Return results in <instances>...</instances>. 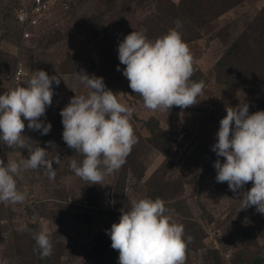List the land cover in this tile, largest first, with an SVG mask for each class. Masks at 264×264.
Here are the masks:
<instances>
[{
    "label": "rangeland",
    "instance_id": "374dc122",
    "mask_svg": "<svg viewBox=\"0 0 264 264\" xmlns=\"http://www.w3.org/2000/svg\"><path fill=\"white\" fill-rule=\"evenodd\" d=\"M49 1V10L37 14L38 22L33 28L36 36L29 39V42L28 40H21L20 44L17 42L15 23L12 21L5 20L4 26L0 27V92L16 86L12 80L14 73L20 72L23 77L19 84L26 81L38 68L46 70L49 75L56 74L60 78V83L52 85L54 104L47 106L45 114L39 118L52 123L55 117L60 115V106H65V100L69 99L67 96L72 93L70 91L77 89L79 90L77 94L88 91L79 80L77 72L79 73L85 64H89L96 75L103 77L109 89L119 93L120 102L134 109L130 118L133 121L130 123L137 143L132 145L119 169L105 173L100 183H93L77 176L70 168V161L75 157H72V153H68L65 141L56 140L55 146H48L47 140L39 130L29 128L28 121L25 119L22 138L26 146H11L0 142V162L6 164L8 160L19 161L22 157L28 156V148H34L39 144L48 150L49 159L54 160L59 157V163L53 164L55 177L52 179L41 167L21 168L16 174L17 187L27 195L22 202H4L6 211L3 215H10V211L13 212L14 220L9 223L18 225L21 229H25L28 222L25 225L24 222L26 218H29L28 221L32 223L34 231H31L28 237L27 231L23 230L12 244L6 248L4 246L0 248V256L8 258L12 253H16L19 256L14 263L27 264L31 252V240L34 241V233L40 230L42 221L47 229L52 251L48 257L47 255L45 258L38 257V262L32 260L30 264H118V250L111 247L110 237L105 231L115 222V217L108 215L104 218V209L110 210V208L105 204L104 198V203H101V188L106 176L107 181L114 185V180L118 176L113 178V175H116L123 167V171H127L131 179L129 183H125V186L129 189L133 187V190L138 188L144 191L143 194H134L133 198L160 197L159 194L169 200L176 198L177 193L185 187L175 178V175L179 176L175 169L183 158L179 151L183 140H192L188 144V149L192 148L195 139L198 138L215 141L219 120L226 114V104L235 106L243 102L254 105L264 103V84L261 86V98L253 94L249 97L247 91L239 94L229 92L226 102L224 104L221 102L222 96H225V86L221 83L229 82L232 78L233 68H226L231 65L232 60H224L222 57L228 48L222 43L217 44L209 39L226 25H232L235 22L239 24L242 34L245 35L244 39L249 38L261 44L262 37H264L260 24L263 21L264 0ZM22 2V0H0V9L10 10ZM169 2H172L175 8H172ZM243 4L247 6L248 16L238 18L234 14L235 10L238 5L242 8ZM152 7L154 10H151ZM154 12L155 15H153ZM228 19L230 20L227 24ZM177 20L180 21L177 30L188 46L192 56V66H196V77L202 79L206 86L202 88L197 101L192 104L191 108L173 105L168 111L158 108L155 109L157 112H153L152 109L143 105L140 94L133 92L129 87L128 80L122 71L117 70V65L120 64L117 44L133 30H143L147 38L155 39L163 35L170 27H175ZM210 46H216L219 52L215 57L209 50ZM259 46L263 47V45ZM239 48L241 49L242 46L240 45ZM236 49L235 57H237ZM259 52L257 53L258 58H247L245 66L261 72L264 71V66L259 59L263 58ZM73 60L76 64L72 63ZM120 67L122 69L124 65L120 64ZM62 68L67 71L65 75L59 74ZM216 93L217 99H215ZM256 108L257 110L264 109L263 106H249V112L256 111ZM197 115H199L200 124L196 123ZM21 118L24 119L23 116ZM156 120L173 129V137L177 138V142L173 147H167L166 150L151 145V150L146 153L147 148L142 145V140L146 138L147 124L152 122L155 125ZM199 126L200 129H198ZM155 128L154 126V130ZM151 134L149 139L153 144L158 145V142L152 140ZM61 138L59 136V139ZM136 160H139V163H136ZM214 183L228 186L226 181L217 182L215 180ZM123 184L122 180L118 188ZM152 186L159 188L161 193L156 190L157 192L152 194L150 192L153 189L150 188ZM251 186V181H248L236 193L229 192L230 196L216 190L211 200L209 198L210 189L204 188L200 192H190L185 187L182 192L188 201L179 198L171 203L184 207L189 215L200 220L205 229L208 228L211 235L216 234L213 225L220 226L232 217L226 215L223 222L220 221L221 216L210 219L212 213H216L217 210V207L211 203L214 197L220 200L218 204L228 202V199V207L234 203L236 210L239 209L236 215L237 220L243 224L249 220L248 217L251 214H255L256 217H263L260 222L264 225V214L255 211L254 205L242 209L244 204L238 193L248 190ZM204 194L208 200V206L205 209L209 212L207 214L199 208V205L203 204ZM130 200L131 198L125 199L127 207L130 205ZM121 202H116L117 207L123 206ZM94 214L99 218V222L95 219L91 226L93 219L90 216ZM110 218L111 221L108 223ZM5 225V234L2 236L10 240L11 233L14 231L7 223ZM263 240L264 237L262 242ZM213 247L214 252L208 250L206 254L203 252L201 257L199 254L195 255L196 251L191 249L193 252L191 260L186 264H212L216 261L212 259V256L215 257L223 245L215 244ZM8 248L11 252L6 255ZM35 248L40 253L37 244L32 245V252L34 253Z\"/></svg>",
    "mask_w": 264,
    "mask_h": 264
},
{
    "label": "clouds",
    "instance_id": "9594fccd",
    "mask_svg": "<svg viewBox=\"0 0 264 264\" xmlns=\"http://www.w3.org/2000/svg\"><path fill=\"white\" fill-rule=\"evenodd\" d=\"M179 25L177 20L175 27L155 39L147 38L143 30H133L118 41L117 56L124 67L118 64L117 70L122 71L129 87L140 94L148 109L168 111L173 105L183 108L194 104L202 91V80L189 79L192 56L177 30ZM77 74L88 91L75 93L60 109L62 139L82 154L79 162L70 161L75 174L100 183L105 173L119 169L136 142L130 123L134 109L120 102L119 93L109 89L102 76L83 69ZM53 83L58 85L60 78L38 68L22 84L0 92V142L26 146L22 138L25 119L28 127L41 135L50 131L51 122L39 118L52 103ZM225 112L211 145L218 157L213 162L215 180L226 181L234 193L252 181L248 190L238 193L242 209L254 205L255 211L264 214V109L250 113L248 103L243 102L226 104ZM28 149V156L19 161L0 162V202L25 200L27 193L17 187L15 178L21 168L41 167L50 179L55 177L53 164L59 161L49 159L48 150L39 144ZM103 198L110 210H115V194L106 190ZM105 231L111 247L118 250V264H183L185 242L191 239L184 235L183 224L173 219L160 197L131 199L127 208L120 209L118 221ZM34 239L41 256L51 253L42 221Z\"/></svg>",
    "mask_w": 264,
    "mask_h": 264
},
{
    "label": "trees",
    "instance_id": "16d2710c",
    "mask_svg": "<svg viewBox=\"0 0 264 264\" xmlns=\"http://www.w3.org/2000/svg\"><path fill=\"white\" fill-rule=\"evenodd\" d=\"M23 2L19 5L16 4L12 9L6 10L4 8L0 9V27L4 26L5 20H10L12 23H15V29L17 32V42H21L22 38V26L19 24L18 19L16 17V12L20 7H28L29 6V0H22ZM169 4L172 6V8H175L172 4V2H169ZM7 6V5H4ZM3 7V6H2ZM151 10H154L153 7ZM234 14L237 15L238 18H242L244 16H248V9L247 6L243 4V7H237V10ZM264 11V10H263ZM262 11V12H263ZM261 12V14H262ZM217 13V12H216ZM155 15V12L153 13ZM262 22L261 24L262 32L264 33V13L262 14ZM229 20H227V24L229 23ZM238 23L233 22L232 25H226L223 29H221L214 37H209L211 41L216 42L217 44L222 43V45L226 48L225 52L223 53L222 57L224 60H232V63L230 66L226 68H233L232 78L229 82H222L221 85L225 86V96H222L223 100L221 101L223 104L226 102L228 98V93H241L243 91H247L249 97L251 94L257 95L259 98L262 97L261 95V86L264 84V71L258 72L255 70L250 69L248 66H245V60L247 58L251 57H257L258 51H260V56L263 58H259L261 63H263L262 66H264V37H262V43H256L252 41L251 39H244L243 37L245 35L242 34L240 27L238 26ZM223 32V34L221 33ZM36 34L33 33L30 39L35 37ZM30 40H28L29 42ZM19 42V44H20ZM27 42V44H28ZM17 45V47L19 46ZM26 44V47H27ZM242 46L240 49L239 46ZM263 45V47L259 46ZM16 47V49H17ZM238 47V49H236ZM235 49L237 51V57H235ZM209 50L212 51L214 57L219 54V52L216 49V46H210ZM72 63L76 64V61H72ZM91 65L85 64L83 66V70H85L88 74H95L94 70L90 68ZM57 68V66H55ZM55 68L54 72H55ZM196 66L193 67V72L190 76V80L192 81H201L202 79H199L196 77ZM58 72V71H57ZM59 73V72H58ZM67 71H64L63 68L60 70L59 74L65 75ZM96 75V74H95ZM99 76V75H97ZM111 83L113 84L112 79ZM203 81V80H202ZM11 84L12 81H10ZM22 82V81H21ZM204 82V81H203ZM20 83V82H19ZM19 83H16L18 85ZM206 86V83L204 82L203 87ZM79 90L75 89L73 91H70V93L67 98L72 97L75 95V93H78ZM222 94V92H220ZM221 98V99H222ZM215 99H217V93L215 95ZM53 101V99H52ZM66 104L68 103L69 99H66ZM52 104H54L52 102ZM65 104V105H66ZM249 106H263L264 103L261 105H254L252 103H248ZM192 105L187 106L188 108H191ZM61 108L64 106H60ZM147 110V109H146ZM153 112H157L156 110H153ZM257 111V108H256ZM150 112V111H149ZM254 112V111H253ZM199 115L195 117L196 123L200 120L198 118ZM210 117V115H209ZM133 119H130V122H132ZM195 123V124H196ZM52 127L50 131L47 134H44V139L47 140L48 146H55L56 140L60 141L63 140L62 137V123H61V116L58 115L55 117V119L51 123ZM154 126L156 127L154 130ZM200 129V126L198 127ZM152 133V134H151ZM151 134L152 140L154 142H158V145H155L151 142L149 139V135ZM59 136L61 139H59ZM192 140H183L181 143V146L179 148V151L182 153V162L178 164L177 168L175 169V172L179 174V176L175 175V178L182 184L187 187L190 192L196 191L200 192L202 189H210V200L211 196H213L214 191H221L223 194L231 195L229 192H233L228 188V186H224L222 183L215 184V169L213 167V162L218 158L215 154V152L212 150L211 145L214 144V140H206L203 138L195 139L194 144L191 149H188V144ZM177 142V138L173 137V129L168 127L165 123L158 122L156 120L155 125L152 124V122H149L146 127V138L142 140V145L144 148H147L146 153H148L149 150H151V145L156 146L158 148H163L166 150L167 147H173ZM137 143V139L136 142ZM134 143V144H135ZM67 145V144H66ZM68 147V153H72V157H75V159L79 162L82 159V154L79 152H75L74 148ZM59 156V154H58ZM59 158V157H58ZM58 158H55L54 160H58ZM145 158V155L143 156V160ZM222 160L223 157H220ZM136 163H139V160H136ZM57 164V163H56ZM55 164V165H56ZM115 176H118L116 178L115 184L111 185L107 181V176L105 183L103 185L102 189V197H101V203H104L103 200V193L105 190H111L115 194V203L117 201H122L121 203L123 206H118L116 203V209L115 210H107L104 209V218L108 215L110 217H115V221H118V218L120 216V209L121 208H127V204L125 203L126 198H133L134 194H143L144 191H141L140 189H134L133 187L125 186V183L130 182V177L128 176L127 171H123V167L116 173V175H113V178ZM123 180V185L118 188L119 184ZM252 184V181H251ZM185 187L178 192L176 198H165L164 195H160V198L165 201L167 209L171 211V215L173 219L180 222L184 226V235L190 236V240H186L185 242V259L183 264H186L188 261L191 260V254L193 253L191 249H194L195 255L199 254L200 257L201 254L204 252V254L207 253L208 250H211L214 252L212 248L213 245H223L221 251L218 250V253L216 256H212V259L216 260L212 264H264V240L262 242V238L264 237V225L261 223V219L263 217L259 216L256 217L255 214H251L248 219L250 218L252 220H248L246 223H242L241 221L237 220L236 215L239 213V209L236 210L235 204L233 203L232 206L228 207V202H224L221 204L219 203V199L214 197V199L211 201V203L217 207L216 213L213 212L210 219L217 218V216L220 217V221L223 222L225 216H232L228 218L226 223H222L220 226H214L213 229L215 230L216 234L211 235L208 231V228L205 229L204 225L200 220L194 219L193 216L189 215L187 213V210L184 209L180 204L171 203L179 198H184L188 201V198L183 194V190H185ZM118 188V189H117ZM153 188L150 190V192L156 193L159 191L161 193V190L157 187H150ZM205 189V190H206ZM157 190V191H156ZM204 191V190H203ZM202 191V192H203ZM205 192V191H204ZM193 195V194H192ZM195 196V195H193ZM156 198V197H152ZM169 200V205L168 204ZM203 204L199 205V208L204 213H209L207 210H205L208 206V200L204 194L202 199ZM4 202H0V248L3 246L6 248L9 244H12L14 239L18 237V235L23 231H27L28 237L31 234V231L33 230L32 223L29 220V218H26L24 225L25 229H21L18 225L9 223L10 221H13V215L14 213L10 211V215L4 216L5 213V206L3 204ZM4 212V213H3ZM46 216V215H42ZM47 217V216H46ZM93 219L91 226L94 224L95 219L99 222V218H97L94 215L90 216ZM5 221V222H4ZM110 220L108 223H110ZM7 223L13 233H11L10 240L8 238H4L2 236L5 234V228ZM37 232V231H36ZM34 238V236H33ZM32 239V238H31ZM261 244L259 245V243ZM36 245V241L34 239L31 240V252L29 255V261L27 264H30L32 260H35L38 262V257L45 258V256H41L40 253H38V250L35 248L34 253L32 252V245ZM253 244V245H250ZM255 244H257L255 246ZM259 245V246H258ZM4 250V249H3ZM40 250V249H39ZM52 251V250H51ZM9 248L6 250V255L10 254ZM50 255V254H49ZM47 255V257L49 256ZM18 254L12 253L8 258H4L0 256V262H3L4 260H7V264H15V260L18 259ZM206 263V262H204ZM207 264V263H206Z\"/></svg>",
    "mask_w": 264,
    "mask_h": 264
},
{
    "label": "built area",
    "instance_id": "2783aa9c",
    "mask_svg": "<svg viewBox=\"0 0 264 264\" xmlns=\"http://www.w3.org/2000/svg\"><path fill=\"white\" fill-rule=\"evenodd\" d=\"M49 0H29L28 7H20L17 10V17L22 26V41L28 40L33 34L34 25L37 24V14L49 10ZM21 73L13 74L12 80L18 83L22 80Z\"/></svg>",
    "mask_w": 264,
    "mask_h": 264
}]
</instances>
